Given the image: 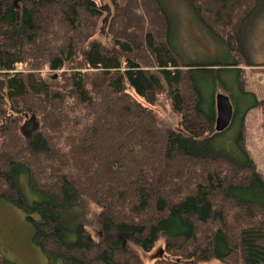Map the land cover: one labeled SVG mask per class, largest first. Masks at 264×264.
Listing matches in <instances>:
<instances>
[{
  "label": "trees",
  "instance_id": "trees-1",
  "mask_svg": "<svg viewBox=\"0 0 264 264\" xmlns=\"http://www.w3.org/2000/svg\"><path fill=\"white\" fill-rule=\"evenodd\" d=\"M109 1L104 44L101 0H0V200L24 213L32 242L58 264H264V177L242 129L225 144L234 118L215 132L197 78L235 72L247 109L264 112V100L244 92L239 61L182 66L159 0ZM183 1L243 56L245 24L264 0ZM157 104L175 128L158 123ZM25 115L37 122L27 137ZM88 205L99 210L96 238L70 218Z\"/></svg>",
  "mask_w": 264,
  "mask_h": 264
},
{
  "label": "rangeland",
  "instance_id": "rangeland-1",
  "mask_svg": "<svg viewBox=\"0 0 264 264\" xmlns=\"http://www.w3.org/2000/svg\"><path fill=\"white\" fill-rule=\"evenodd\" d=\"M170 19L171 30L169 40L174 52L179 55L180 64L187 65H211L231 64L239 61L237 68L241 69V81L244 92L255 95L256 100H264V9L252 15L244 27V54L241 57L236 54L235 43L232 34L224 37L217 32H212L204 28L196 20V16L191 8L183 0H159ZM99 5L108 7L112 13V4L109 0H101ZM136 12L141 15V5L136 3ZM144 13V12H143ZM146 15V12L144 13ZM142 16V15H141ZM147 16V15H146ZM107 13H101L95 39L101 43H108L110 36L107 35V28L103 24ZM148 16L146 22L148 21ZM246 62V63H243ZM221 68V67H220ZM233 69L232 67H228ZM211 71L198 76V87L200 88L206 105L214 101L217 92H222L230 96L235 109L238 108L240 115L234 118L231 126L229 139L225 144L238 135L242 129L244 146L249 157L252 159L257 172L264 177V112L262 108L256 107L247 109L252 105L251 97L243 96L237 88L236 73L229 71H216L217 68H208ZM59 72L44 70L41 75L47 81L60 80ZM0 79H2L0 77ZM209 106V105H208ZM155 110L158 114V123L166 127H176L177 117L171 113L167 104H157ZM244 113L242 116L241 113ZM241 120L238 122V119ZM25 120L21 123L23 125ZM25 195L28 199L30 193L23 184ZM99 210L94 206L86 207V210L73 212L70 218L80 221L85 225L86 230L95 238L100 233ZM33 226L27 220L24 213L12 204L0 200V255L5 260L13 264H58L49 256L45 255L32 242ZM154 249L150 255H154ZM149 254H142V259L146 263ZM205 264H223L212 261Z\"/></svg>",
  "mask_w": 264,
  "mask_h": 264
},
{
  "label": "water",
  "instance_id": "water-1",
  "mask_svg": "<svg viewBox=\"0 0 264 264\" xmlns=\"http://www.w3.org/2000/svg\"><path fill=\"white\" fill-rule=\"evenodd\" d=\"M21 0H14V6L17 7L18 3ZM102 11L107 13L108 18L110 16V11L108 7H101ZM4 83L0 80V92L3 91ZM214 106H215V125L214 129L217 133H222L230 128L231 123L234 117V107L231 102V99L228 95L217 92L214 96ZM37 127V122L35 116H27L25 115V121L21 127V132L24 136H29L33 130Z\"/></svg>",
  "mask_w": 264,
  "mask_h": 264
}]
</instances>
